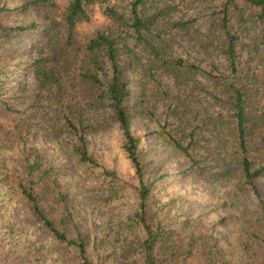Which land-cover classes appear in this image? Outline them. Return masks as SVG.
I'll list each match as a JSON object with an SVG mask.
<instances>
[{
    "label": "trees",
    "instance_id": "trees-1",
    "mask_svg": "<svg viewBox=\"0 0 264 264\" xmlns=\"http://www.w3.org/2000/svg\"><path fill=\"white\" fill-rule=\"evenodd\" d=\"M25 1L36 11L47 9L48 17L28 25L0 23L1 111L20 119L32 116L28 103L13 101L8 85L10 79L17 80L28 72L37 84L38 94L56 106L58 113L65 111L77 122L71 124L69 117L66 121L76 132V139L66 140L61 147L66 157L58 161L55 156L42 157L30 152L29 128L22 129L26 119L2 129L18 142V147L15 152L0 141V264H264V199L253 184L264 176V161L261 159L256 167L251 155V134L256 123L248 110L249 92L236 83H228V100L213 95L222 103V109L229 107L233 124L228 135L219 139L217 148L225 150V139L230 137L228 141L234 145L237 156L226 153L221 157L224 174L238 169L255 191L259 206L254 214L249 211L253 207L239 209L232 205L228 215L233 224L230 233L221 234L215 228L205 231V220L197 210H172V204L163 202L153 191L154 185L145 179L140 159L143 138L132 131L134 107L130 99L135 92L133 85L136 87L132 40L150 50L156 58L155 67H166L178 80L191 82L195 72L200 71L191 65L187 68L190 75H182L176 69L177 63L166 59L167 44L154 33L163 13L146 15L147 0H134L129 18L108 5L105 14L114 26L87 35L79 32L80 26L89 19L90 7L99 0ZM237 1H244L264 14V0H225V9L228 11ZM61 3H65L63 10L59 9ZM5 10V5L0 6V15ZM226 10L222 20L226 55L232 74H236L239 37L228 28ZM188 25L171 23L175 30H185ZM152 37L162 45L153 43ZM10 60L17 63H5ZM25 94V88L19 84L16 97L25 102L29 98ZM89 104L91 110L87 108ZM104 104L119 125L122 150L135 170L138 187H122L117 173L106 169L87 143L85 110L94 112ZM217 120L221 121V116ZM202 125H207L206 121ZM198 127L191 130L188 147L174 141L192 169L200 165V160L189 152ZM221 132L218 131L220 135ZM86 180H98L101 184L96 185L100 187H87ZM96 189L105 194L104 203L113 210L102 220L90 217L99 205ZM14 211L28 218V227L21 229L14 223ZM35 231L38 237L34 236Z\"/></svg>",
    "mask_w": 264,
    "mask_h": 264
},
{
    "label": "rangeland",
    "instance_id": "rangeland-1",
    "mask_svg": "<svg viewBox=\"0 0 264 264\" xmlns=\"http://www.w3.org/2000/svg\"><path fill=\"white\" fill-rule=\"evenodd\" d=\"M133 1H97L90 7L89 19L82 23L79 32L89 35L114 26L105 14L108 5L129 18ZM3 5L6 10L0 15V23L5 26L28 25L48 17L47 9L36 11L25 0H0V6ZM64 7L65 3H61L59 9L63 10ZM225 10V0H147L144 9L146 15L157 11L163 13L154 33L159 34L167 44L166 59L175 61L176 69L182 75H190L187 73L188 66L195 65L200 69L195 72L191 82L176 79L174 73L169 74L164 66L155 67L156 58L150 50L142 43L136 45L135 40L129 38V41L132 40L130 46H135L136 55L133 60L136 87L133 85L135 92L130 99V105L134 107L131 123L133 133L143 138L140 159L145 179L153 183V191L163 202L172 204V210L195 209L205 220V231L215 228L221 234L232 231L233 224L228 218L232 205L239 209L253 207L249 211L254 214L259 206L255 191L249 188L252 186L247 185L240 171L234 169L224 174L223 162L220 161L226 153L237 156L234 145L228 141L230 137L224 138L225 150L217 148L220 146L219 139L228 135L233 124L229 107L222 109V103L215 100L213 95L222 101L228 100L225 95L228 83H236L243 91L249 92L251 103L248 110L256 123L251 134V155L256 160V167L261 159L264 161V14L244 1H237L226 10L228 28L239 37L237 73L232 74L222 23ZM173 22H187L189 25L185 30H175L171 27ZM152 39L153 43L160 42L162 45L158 38ZM28 45L27 48H30L31 44ZM5 63L11 65L17 62L10 60ZM10 80L11 98L15 103H28L32 116L28 114L21 119L6 116L0 107V141L6 148L10 145L17 152L18 142L2 129L26 119L22 129L29 128L30 152L42 157L55 156L62 161L66 155H63L61 147L67 139H76V132L67 126L66 121L69 117L71 124L77 122L65 111L58 113L56 106L38 94L37 84L30 73ZM19 84L29 97L25 102L15 95ZM90 105L87 106L88 110L92 109ZM86 110V139L96 158L106 169L117 173L122 187H138L135 170L122 150L121 132L112 112L106 109V104L94 112ZM219 116L221 121L217 120ZM203 121L207 125H202ZM199 125L202 126L199 128ZM195 127L199 130L195 132L189 152L200 160V165L192 169L184 154L175 148L174 141L188 147L190 132ZM217 127H220L221 135ZM97 183L101 184L98 180H86V186L90 188L100 187ZM253 184L264 199V176L254 180ZM95 191L99 205L90 217H99L100 220L108 218L113 210L104 203L103 199L107 197L100 189ZM11 216L21 229L30 224L27 217L16 211ZM77 222L84 223L80 220ZM34 236H39L37 231Z\"/></svg>",
    "mask_w": 264,
    "mask_h": 264
}]
</instances>
